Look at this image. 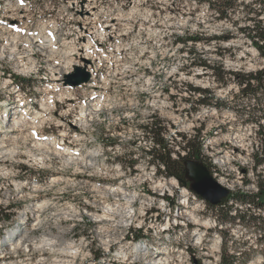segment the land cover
<instances>
[{"label": "rangeland", "instance_id": "rangeland-1", "mask_svg": "<svg viewBox=\"0 0 264 264\" xmlns=\"http://www.w3.org/2000/svg\"><path fill=\"white\" fill-rule=\"evenodd\" d=\"M95 1L93 16H84L77 0H0V125L13 131L10 145L0 133V209L11 215L0 218V264H123L119 252L135 244L148 245L149 260L159 255L169 264H221L223 254L226 263L235 255L236 264H264V213L229 201L223 220L227 211L244 225L236 219L220 229L204 202L148 165L150 141L141 130L156 119L170 144L200 129L202 162L214 179L231 192H256V176H264V165L253 171L257 127L230 108L258 114L257 102L190 66V58L225 72L260 70L263 60L237 31L253 16L249 5L264 26L257 0H236L222 21L206 0ZM220 36L230 39L211 40ZM187 37L202 41H178ZM76 67L93 71L89 83L65 85ZM191 88L206 90L204 102L217 100L221 109L198 105L203 96ZM26 109L34 123L26 117L16 125ZM176 187L188 191L187 205ZM186 209H197L192 220L181 215ZM22 212L26 239L11 251L1 240ZM70 243L73 255L63 254ZM125 259L135 263L131 253Z\"/></svg>", "mask_w": 264, "mask_h": 264}, {"label": "trees", "instance_id": "trees-1", "mask_svg": "<svg viewBox=\"0 0 264 264\" xmlns=\"http://www.w3.org/2000/svg\"><path fill=\"white\" fill-rule=\"evenodd\" d=\"M257 2L262 8L260 13L261 11L264 12V0H257ZM206 3L209 8L216 12V14L218 13L217 19L219 21L226 20L228 11L236 7V0H206ZM246 14H252L253 16L247 20V26L239 27L237 28V31L246 37L251 46L258 52L259 56L263 60V67L260 70L254 73L250 72L246 74L225 72L220 67L209 65L205 62L195 64L191 58L190 66L198 65L205 70H208V72L211 73L213 80L218 84L225 85L228 82H233L240 88V92L249 94L251 97H253L254 101L257 102L258 114H255L254 110L249 112L239 111L236 106L230 108L236 117L245 119V122L254 124L257 127L261 153L260 156H253V171L256 172L258 168L264 165V128L261 124L264 121V26H262L261 20H257L255 18L258 15L251 5L246 7ZM233 25H237L236 22L233 23ZM229 39L230 38L228 36H220L214 37L211 40L228 41ZM178 41L181 42V44L186 45L189 42L196 44L202 40L195 37H187L185 39H179ZM208 41L210 40H206V42ZM188 53L191 55L190 51ZM23 82L28 84L30 80H22V83ZM29 87L32 88L31 85ZM191 92L202 94L203 98L198 101V105L221 109V102L217 100L207 99L204 102L203 99L205 96L204 94L207 92L206 90L191 88ZM141 130L144 132V135H148L147 137L150 141V147L144 151L145 156L148 158V165H151L154 169H156V173L162 171L161 173H163L166 177H174L180 182L182 186L189 188L190 182L184 171V162L186 160H198L202 162V140H200V129L195 130L196 134L189 137L178 134L177 136L180 138L179 142L174 140L170 144H168L163 138L164 129L161 125V122L156 119H152L149 124L142 126ZM176 147L178 148L177 151H185V155L183 157H180V154L174 150ZM172 153L176 154L177 159H172ZM135 163L136 161L132 162L130 165H135ZM206 166L208 168V165ZM256 178L258 180L255 183L256 192L254 194H246L242 191L229 192V195L223 199L219 205L211 206L206 204L209 213H211L215 218L220 229L224 226L226 227L227 224L236 221V219L239 224L244 225L243 217L238 216L236 218V214H234L233 217H229V212L227 211L223 216L226 219L223 220L222 208H224L229 201H232V204H234V207L236 208L249 205L264 213V176H261L258 173ZM234 212L236 213V211ZM0 218L9 221L11 215H8L6 212L0 209ZM221 259V264H236L238 261V256H229L227 263L224 258V254L221 256Z\"/></svg>", "mask_w": 264, "mask_h": 264}, {"label": "bare ground", "instance_id": "bare-ground-1", "mask_svg": "<svg viewBox=\"0 0 264 264\" xmlns=\"http://www.w3.org/2000/svg\"><path fill=\"white\" fill-rule=\"evenodd\" d=\"M77 3H81V5L80 6H78V9H81V8H83V9H81L82 11H83V13H84V16H87L88 14L90 15V16H93V14L94 13H92V9H94L95 8V6H96V4H97V2L95 1V0H77ZM98 3H100V2H98ZM97 7V6H96ZM61 14V13H60ZM59 14V15H60ZM97 14V13H96ZM86 19H87V17H85ZM52 25V24H51ZM41 28V27H40ZM47 31V30H46ZM57 31V30H56ZM49 32V31H48ZM44 35V34H43ZM15 36V35H14ZM44 38V37H43ZM29 39V38H28ZM10 40V39H9ZM14 40V39H13ZM24 42V41H23ZM17 45V44H16ZM48 48V47H47ZM86 48V47H85ZM70 50V49H69ZM11 53V52H10ZM13 53V52H12ZM28 53V52H27ZM53 54V53H52ZM14 55V54H13ZM48 56V55H47ZM51 56V55H50ZM13 57H15V55L13 56ZM66 57V56H65ZM80 58V57H79ZM87 58V57H86ZM83 59H85V57H83ZM58 63V62H57ZM76 62H74V64L73 65H71L72 67L73 66H81V64L80 63H77V64H75ZM34 68V67H33ZM45 69V68H44ZM53 69V68H52ZM61 69V68H60ZM50 72H52V70L50 71ZM56 72H57V70H56ZM87 72H88V74L91 76V75H93L94 73H93V71H91L89 68H87ZM55 74V73H54ZM57 74V73H56ZM54 85V84H53ZM19 99V98H18ZM99 100V99H98ZM97 100V101H98ZM21 103V102H20ZM84 108V107H83ZM29 111V110H28ZM26 113V114H25ZM27 117V121H30V123L32 122V123H34V120H35V118L37 117H32V115H31V117H30V114L27 112V109L26 110H19V112H18V116H17V120H16V125L17 124H21L23 121V126L24 125H26V120H25V118ZM4 120H5V117H4ZM42 120V119H41ZM38 121H39V119H38ZM42 122V121H41ZM35 123H37V122H35ZM15 124V123H14ZM29 124V123H28ZM3 124H1L0 125V133L1 134H3L4 136H5V139L4 140H6V141H8L6 144H8L9 143V141L11 140V135L13 134V131H11V129L10 130H8L7 129V125H6V127H3L2 126ZM35 125V124H34ZM31 126V125H30ZM33 128V127H32ZM36 128V127H35ZM34 129V128H33ZM32 131V130H31ZM29 133V132H28ZM15 135V134H14ZM29 135V134H28ZM2 136V135H1ZM33 136V135H32ZM35 136V135H34ZM16 137V136H15ZM14 138V137H13ZM14 139H12V141H13ZM16 140V139H15ZM2 141V140H1ZM4 142V141H3ZM5 143H3L4 145H5ZM13 143V142H12ZM2 144V143H1ZM14 144V143H13ZM12 144V145H13ZM8 145H10V144H8ZM3 146V145H2ZM6 147V146H5ZM10 147V146H9ZM8 148V147H7ZM6 150V149H5ZM2 151V152H1ZM0 153H3V147H0ZM4 154V153H3ZM64 155V154H63ZM68 155V154H67ZM214 178V177H213ZM52 180H54V179H52ZM173 182H174V180H173ZM172 182V183H173ZM175 183V182H174ZM176 184V183H175ZM177 185V184H176ZM157 187H162V189H163V185L161 184V185H158ZM165 188V187H164ZM175 189H177V187L175 188ZM118 190V189H117ZM162 191V190H161ZM190 192V191H189ZM114 193V192H113ZM191 194V193H190ZM180 196H181V198L184 200V205H187L188 203H187V201H188V191L187 190H180ZM161 197V196H160ZM162 198V197H161ZM200 200V199H199ZM201 202H203L202 200H200ZM200 202V203H201ZM127 208H128V206H127ZM185 208H186V206H185ZM132 209V208H131ZM109 210V209H108ZM160 215H163V214H168V212H169V208H168V206H165V205H161V207H160ZM191 211L192 210H188V209H186V211L184 212V214H181V215H183L184 217H188V219L189 220H192L193 218H194V215L196 214V212H198L197 211V209H195L194 211H195V213H194V215L191 213ZM109 212V211H108ZM111 212V211H110ZM114 212V211H113ZM131 210L129 211L128 210V212H127V219H128V222H130V220H133V218H134V213L133 214H131ZM104 215V214H103ZM102 215V216H103ZM116 215V214H115ZM179 215V214H178ZM24 216H26V212H22V213H20L19 214V222L7 233V235L6 236H4L3 237V239L1 240V243L2 244H6V243H11L10 244V250L11 251H15V250H18V249H20V248H22L24 245H23V243H24V239H26L25 238V232H24V230H22V228L20 227L22 224H23V220H24ZM107 216V215H106ZM108 217V216H107ZM167 218L169 219V214L167 215ZM29 222V221H28ZM198 220L197 219H195V224H197L198 225ZM167 223H168V221H167ZM165 224V226L166 227H168V224ZM141 226H144L143 225V223H139ZM204 224V225H203ZM202 224V226H205L206 227V229L207 228H210L208 225H210L209 223H207V222H205V223H203ZM122 227H127V225H122ZM166 227H164L165 229H160L161 231H160V233L163 231V233L166 231ZM162 234V233H161ZM44 238V237H43ZM49 239V238H48ZM50 240H52V239H50ZM105 240V239H104ZM42 241L44 242V245H45V243L46 242H49V241H47V240H43L42 239ZM106 241V240H105ZM61 242V241H60ZM107 242V241H106ZM106 242H104V243H106ZM42 243V242H41ZM119 243H121V241H118V242H116V244H119ZM47 244V243H46ZM61 244H63V243H61ZM1 245V244H0ZM36 245V244H35ZM43 245V244H42ZM106 245H108V243H106ZM41 247V246H40ZM50 247V246H49ZM75 247V246H74ZM107 247V246H106ZM52 248V247H51ZM76 248H78V247H76ZM108 248V247H107ZM213 248L216 250V245H214V246H212V248H211V252H213ZM66 249V248H65ZM64 248L62 249V253L63 254H65V255H71L72 254V250H74L73 249V245L70 243V244H67V249L65 250ZM109 249V248H108ZM75 252H76V250H75ZM127 253H131L132 255H133V257H135V263H127V262H124V261H126V257H127ZM148 253H150L149 252V248H148V245H145V246H142V245H138V244H135V246L133 247V248H126V249H123L121 252H119V255H121V257H120V259H122L123 260V264H137L138 262H140V261H142L143 260V264H169V262H168V260H167V258H159V255L157 256V257H155V258H152V259H148V257H152V255H150V254H148ZM210 253V252H209ZM73 255V254H72ZM72 257V256H71ZM0 258H2V257H0ZM119 258V257H118ZM1 260V259H0ZM57 263V262H56ZM211 264V263H210Z\"/></svg>", "mask_w": 264, "mask_h": 264}, {"label": "water", "instance_id": "water-1", "mask_svg": "<svg viewBox=\"0 0 264 264\" xmlns=\"http://www.w3.org/2000/svg\"><path fill=\"white\" fill-rule=\"evenodd\" d=\"M84 64L88 62L83 60ZM90 76L85 68H75V73L66 77L65 85L79 87L89 82ZM184 171L190 182L189 189L198 198L211 206H217L230 190L223 187L209 173L207 167L198 160H186Z\"/></svg>", "mask_w": 264, "mask_h": 264}, {"label": "built area", "instance_id": "built-area-1", "mask_svg": "<svg viewBox=\"0 0 264 264\" xmlns=\"http://www.w3.org/2000/svg\"><path fill=\"white\" fill-rule=\"evenodd\" d=\"M68 74V73H67ZM66 75V74H65ZM178 137V136H177ZM189 137V136H188ZM179 138V137H178ZM179 140H180V138H179ZM150 147V146H149ZM177 150H178V148H177ZM177 150H175V151H177ZM179 154H182L183 153V155L181 156L180 155V157H183L184 155H185V151H177ZM171 157H172V159H177V156H176V154L175 153H172V155H171ZM209 168V171L211 170V167H208ZM163 169V168H162ZM161 169V170H162ZM211 174V173H210ZM212 175V174H211ZM213 177V176H212ZM165 178H166V176L164 175V174H162L161 175V179L163 180V181H165ZM171 178V177H170ZM172 178H174V177H172ZM176 179V178H175ZM177 179H176V181L174 180V182L177 184V187H178V183H177ZM179 182V181H178ZM179 184H180V182H179ZM166 190V189H165ZM177 190H185V189H179V188H177ZM164 191V190H163ZM168 194V192L166 191V192H162L161 194H159V196H164V201L166 200V195ZM218 261V260H217ZM216 264V263H215Z\"/></svg>", "mask_w": 264, "mask_h": 264}]
</instances>
